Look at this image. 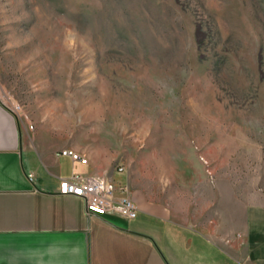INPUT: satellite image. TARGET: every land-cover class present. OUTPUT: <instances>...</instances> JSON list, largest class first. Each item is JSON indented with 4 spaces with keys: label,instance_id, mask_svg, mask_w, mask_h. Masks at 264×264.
I'll return each mask as SVG.
<instances>
[{
    "label": "rangeland",
    "instance_id": "374dc122",
    "mask_svg": "<svg viewBox=\"0 0 264 264\" xmlns=\"http://www.w3.org/2000/svg\"><path fill=\"white\" fill-rule=\"evenodd\" d=\"M0 101L201 229L264 206V0H0Z\"/></svg>",
    "mask_w": 264,
    "mask_h": 264
},
{
    "label": "crops",
    "instance_id": "0c3cea01",
    "mask_svg": "<svg viewBox=\"0 0 264 264\" xmlns=\"http://www.w3.org/2000/svg\"><path fill=\"white\" fill-rule=\"evenodd\" d=\"M49 136L31 134L0 101V264H264V206L238 201L230 218L207 221L212 232L125 184L134 220L88 215L58 188L94 170L58 156L84 153Z\"/></svg>",
    "mask_w": 264,
    "mask_h": 264
},
{
    "label": "built area",
    "instance_id": "2783aa9c",
    "mask_svg": "<svg viewBox=\"0 0 264 264\" xmlns=\"http://www.w3.org/2000/svg\"><path fill=\"white\" fill-rule=\"evenodd\" d=\"M11 113L13 114L12 111ZM57 155L68 157L73 164L78 163L84 167L89 164L85 155L70 149H63ZM122 170L118 168L119 172ZM29 179L31 180L32 177L29 176ZM58 194L81 199L88 215L118 217L125 221H132L138 213V207L129 196L127 186L114 182L112 179L72 172L68 178L60 181Z\"/></svg>",
    "mask_w": 264,
    "mask_h": 264
}]
</instances>
